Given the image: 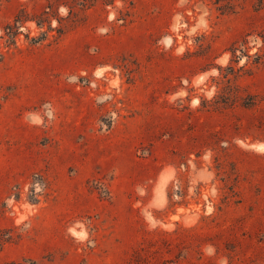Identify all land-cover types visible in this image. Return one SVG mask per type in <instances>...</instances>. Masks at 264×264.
Listing matches in <instances>:
<instances>
[{
	"label": "rangeland",
	"instance_id": "374dc122",
	"mask_svg": "<svg viewBox=\"0 0 264 264\" xmlns=\"http://www.w3.org/2000/svg\"><path fill=\"white\" fill-rule=\"evenodd\" d=\"M0 239L264 264V0H0Z\"/></svg>",
	"mask_w": 264,
	"mask_h": 264
},
{
	"label": "trees",
	"instance_id": "16d2710c",
	"mask_svg": "<svg viewBox=\"0 0 264 264\" xmlns=\"http://www.w3.org/2000/svg\"><path fill=\"white\" fill-rule=\"evenodd\" d=\"M5 242H7L6 239H0V248H1L2 243H5ZM34 264H35V263H34Z\"/></svg>",
	"mask_w": 264,
	"mask_h": 264
},
{
	"label": "clouds",
	"instance_id": "9594fccd",
	"mask_svg": "<svg viewBox=\"0 0 264 264\" xmlns=\"http://www.w3.org/2000/svg\"><path fill=\"white\" fill-rule=\"evenodd\" d=\"M223 62V61H222Z\"/></svg>",
	"mask_w": 264,
	"mask_h": 264
}]
</instances>
